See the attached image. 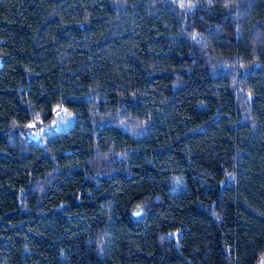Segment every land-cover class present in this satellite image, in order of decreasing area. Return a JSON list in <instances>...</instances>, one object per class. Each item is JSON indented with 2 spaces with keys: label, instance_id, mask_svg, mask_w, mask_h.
Listing matches in <instances>:
<instances>
[{
  "label": "trees",
  "instance_id": "trees-1",
  "mask_svg": "<svg viewBox=\"0 0 264 264\" xmlns=\"http://www.w3.org/2000/svg\"><path fill=\"white\" fill-rule=\"evenodd\" d=\"M263 252L264 0H0V264Z\"/></svg>",
  "mask_w": 264,
  "mask_h": 264
},
{
  "label": "rangeland",
  "instance_id": "rangeland-1",
  "mask_svg": "<svg viewBox=\"0 0 264 264\" xmlns=\"http://www.w3.org/2000/svg\"><path fill=\"white\" fill-rule=\"evenodd\" d=\"M55 124L57 129L63 131L67 130L74 122V115L68 110L61 111L55 115ZM52 124H47L44 122H33L26 125L24 131L27 133L29 138H37L40 136L44 130H48Z\"/></svg>",
  "mask_w": 264,
  "mask_h": 264
},
{
  "label": "built area",
  "instance_id": "built-area-1",
  "mask_svg": "<svg viewBox=\"0 0 264 264\" xmlns=\"http://www.w3.org/2000/svg\"><path fill=\"white\" fill-rule=\"evenodd\" d=\"M257 264H264V252H263L262 256L259 258Z\"/></svg>",
  "mask_w": 264,
  "mask_h": 264
}]
</instances>
